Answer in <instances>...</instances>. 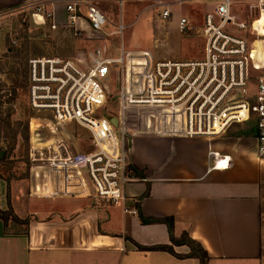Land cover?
Wrapping results in <instances>:
<instances>
[{
  "label": "built area",
  "instance_id": "2783aa9c",
  "mask_svg": "<svg viewBox=\"0 0 264 264\" xmlns=\"http://www.w3.org/2000/svg\"><path fill=\"white\" fill-rule=\"evenodd\" d=\"M189 1L158 0L160 18L169 19L172 8ZM212 1V9L203 16L197 57L164 55L157 47L130 49L123 39L127 25L120 21L112 32L119 37L116 45L97 44L86 61L58 56L28 59V105L49 115L32 120L47 121L52 133L65 122H75L89 133L88 150L78 154L61 137L43 143L41 134L35 135L38 147H31L30 158L40 163L36 167L46 194L88 198L136 213L127 204L129 185L139 181L131 168L129 148L135 133L143 130L214 137L241 124L247 130L240 137L255 140L256 158L264 163V73H254L264 69V49L253 57L255 43L264 41V0ZM37 4L32 16L40 24L49 20L52 29L58 25L59 4L68 18L66 26L73 27L75 35L86 27L99 32L107 23L91 0ZM238 4L247 5L246 18L237 12ZM261 18L262 23L256 24ZM188 24L186 17H179L178 31L185 33ZM108 101L111 108L104 114ZM208 157L212 168L231 164L230 156L217 151H209Z\"/></svg>",
  "mask_w": 264,
  "mask_h": 264
},
{
  "label": "crops",
  "instance_id": "0c3cea01",
  "mask_svg": "<svg viewBox=\"0 0 264 264\" xmlns=\"http://www.w3.org/2000/svg\"><path fill=\"white\" fill-rule=\"evenodd\" d=\"M34 1L0 0V11ZM209 151L230 156V166L212 168ZM129 161L142 175L128 187L127 204L136 213L88 198L51 197L42 185L36 192L26 180H11L12 207L29 221L24 232L6 234L0 220V264H200L195 257L140 251L125 239L171 244L167 226L144 224L139 212L173 217L174 236L186 232L198 242L209 256L206 264H264L263 163L254 139L143 130L133 136ZM5 193L0 178V211L7 208ZM172 247L178 254L189 251L187 245Z\"/></svg>",
  "mask_w": 264,
  "mask_h": 264
},
{
  "label": "rangeland",
  "instance_id": "374dc122",
  "mask_svg": "<svg viewBox=\"0 0 264 264\" xmlns=\"http://www.w3.org/2000/svg\"><path fill=\"white\" fill-rule=\"evenodd\" d=\"M37 2L0 11V152H5L6 155V161H0V175L21 177L28 173L27 178L11 180H26L28 186L32 183L38 187L36 192L41 190L39 181L41 175L36 167L40 163L31 160L30 152L32 146L38 147L35 144L37 133L41 134L39 142L43 143L61 137L75 154L87 151L90 144L87 130L75 122L61 123L57 126V132L52 133L45 125L47 121L32 120L43 116L49 118V115L35 112L28 105V59L58 56L81 58L86 61L89 52L97 44L113 47L116 45L119 37L112 32L120 21L127 25L123 39L130 49L153 50L157 47V51L164 55L197 57L202 46L200 31L203 16L214 4L212 0H191L175 7L178 9L172 8L171 17L163 20L159 15L161 8L158 6V0H91L104 13L107 23L99 32L86 27L77 30L75 35V29L66 26L68 18L60 4L56 9L57 27L52 29L49 20L45 24H40L38 17L32 16V12L36 11L38 6ZM237 12L242 18H246L247 5L238 4ZM181 16L187 18L190 27L183 34L178 31L177 25V19ZM263 44L262 40L255 43L254 56L264 49ZM261 72L264 73V69L254 73ZM110 108L111 104L108 101L102 108L104 114L110 111ZM246 130V126L236 124L227 132L242 136ZM262 169V255H264V163Z\"/></svg>",
  "mask_w": 264,
  "mask_h": 264
},
{
  "label": "trees",
  "instance_id": "16d2710c",
  "mask_svg": "<svg viewBox=\"0 0 264 264\" xmlns=\"http://www.w3.org/2000/svg\"><path fill=\"white\" fill-rule=\"evenodd\" d=\"M229 135L233 136V133H228ZM235 136V135H234ZM0 161H6V155L5 152L0 156ZM131 168L134 170L135 174L139 177H142L141 173L138 172L133 166ZM28 173L22 175L21 177H2L0 175V178L3 179L6 182V204L7 208L3 211H0V220L3 223L4 226V232L6 234H9L12 232H24L26 230L29 218H20L14 211L12 204H11V192H10V181L12 178L19 179V178H27ZM148 193V191L145 192V195ZM139 219L142 223H164L167 226L169 238L171 241V244H156L151 246H144L141 245L131 238L125 236V239L129 240L131 243L135 245V247L140 251H166L175 257L183 258V257H195L199 259L200 264H206L209 260V256L206 252V250L196 241L191 239L186 232H183L179 238H176L173 234V225L174 220L173 217H144L141 212L138 213ZM20 231V232H19ZM172 245H187L189 248V251L186 254H178L174 251Z\"/></svg>",
  "mask_w": 264,
  "mask_h": 264
},
{
  "label": "bare ground",
  "instance_id": "6f19581e",
  "mask_svg": "<svg viewBox=\"0 0 264 264\" xmlns=\"http://www.w3.org/2000/svg\"><path fill=\"white\" fill-rule=\"evenodd\" d=\"M260 20H261V19H259L258 21H260ZM258 21L256 22V24H261V23H262V21H263V19L261 20V22H260V23H258ZM262 31H263V30H260V33H261V34H263V32H262ZM254 51H255V49L253 50V57H254V58H256V57H257V54H256V56H254V54H255V52H254ZM260 54H261V53H260ZM259 56H260V55H259Z\"/></svg>",
  "mask_w": 264,
  "mask_h": 264
},
{
  "label": "water",
  "instance_id": "95a60500",
  "mask_svg": "<svg viewBox=\"0 0 264 264\" xmlns=\"http://www.w3.org/2000/svg\"><path fill=\"white\" fill-rule=\"evenodd\" d=\"M111 121L113 122V124L116 125V119L115 118H112ZM3 154V152H0V156Z\"/></svg>",
  "mask_w": 264,
  "mask_h": 264
}]
</instances>
